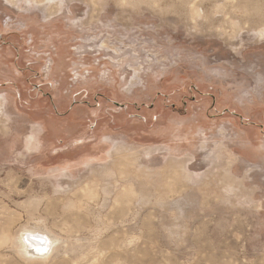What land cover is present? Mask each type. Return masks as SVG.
I'll use <instances>...</instances> for the list:
<instances>
[{
  "label": "rangeland",
  "instance_id": "obj_1",
  "mask_svg": "<svg viewBox=\"0 0 264 264\" xmlns=\"http://www.w3.org/2000/svg\"><path fill=\"white\" fill-rule=\"evenodd\" d=\"M0 100V264H264V0H0Z\"/></svg>",
  "mask_w": 264,
  "mask_h": 264
},
{
  "label": "bare ground",
  "instance_id": "obj_2",
  "mask_svg": "<svg viewBox=\"0 0 264 264\" xmlns=\"http://www.w3.org/2000/svg\"><path fill=\"white\" fill-rule=\"evenodd\" d=\"M1 100H0V113H1ZM0 115V122H1ZM118 150H122L121 147ZM124 150V149H123ZM34 234V233H33ZM45 237L37 236V235H22L20 238V248L22 249V256L30 259V260H45L48 259V254L50 251V246L52 244L51 239L50 242H45ZM50 244V245H49Z\"/></svg>",
  "mask_w": 264,
  "mask_h": 264
},
{
  "label": "crops",
  "instance_id": "obj_3",
  "mask_svg": "<svg viewBox=\"0 0 264 264\" xmlns=\"http://www.w3.org/2000/svg\"><path fill=\"white\" fill-rule=\"evenodd\" d=\"M34 147L36 146V147H38L35 143H34V145H33ZM229 148V147H228ZM230 150V149H229ZM231 151V153H232V150H230ZM233 154V153H232ZM188 162V161H187Z\"/></svg>",
  "mask_w": 264,
  "mask_h": 264
}]
</instances>
